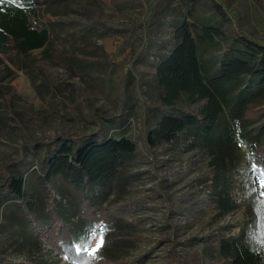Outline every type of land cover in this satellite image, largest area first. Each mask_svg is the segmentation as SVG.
Here are the masks:
<instances>
[{"label": "trees", "instance_id": "16d2710c", "mask_svg": "<svg viewBox=\"0 0 264 264\" xmlns=\"http://www.w3.org/2000/svg\"><path fill=\"white\" fill-rule=\"evenodd\" d=\"M108 1L132 5L140 17L117 28L103 22L96 7L81 2L71 10L84 15V21L48 13L41 17V0H0V65L4 58L48 49L58 39L111 40L114 56L123 57L119 90L113 93L122 99L117 116L96 112L90 116L97 125L94 132L54 133L50 140L30 141L27 148L36 160L23 155L0 167V264H39L33 256L44 240L74 259L71 264H148L152 249L132 259L122 255L133 243L130 228L142 221L138 213L157 204L165 208L171 228L176 215L185 222L209 212L224 218L245 205L235 193L243 182L236 177L247 171L257 192L248 198L238 235L199 238L203 246L190 254L179 246H192L193 240L165 238L170 244L157 264H264V194L256 179L260 175L264 181V37L245 29L251 10L232 9L237 0ZM130 73L140 91L148 87L158 102L145 106L138 137L112 136L127 118ZM183 97L191 104L205 103L193 112L178 106ZM183 148L208 156L194 186L178 195L161 179L153 196L118 200L134 177L133 163ZM14 235L27 246L28 257L15 256L8 246ZM101 235L104 244L93 256L89 249Z\"/></svg>", "mask_w": 264, "mask_h": 264}, {"label": "rangeland", "instance_id": "374dc122", "mask_svg": "<svg viewBox=\"0 0 264 264\" xmlns=\"http://www.w3.org/2000/svg\"><path fill=\"white\" fill-rule=\"evenodd\" d=\"M41 1L45 3L41 7V17L53 14L84 21V15L71 10V5L77 2L96 7L101 12L100 19L117 28L126 23L133 24L140 17L136 7L116 6L108 0ZM232 9H250V24L245 29L251 30L258 38L264 37V1L260 4L254 0H237ZM115 52L116 45L111 40L106 43L94 39L71 43L58 39L48 49L35 50L25 56L4 58L1 55L4 63L0 65V167H7L23 155L28 160H36V155L27 148L30 141L50 140L54 133L80 136L94 132L97 125L90 121V116L96 112L105 118L117 116L122 99L113 93L119 90V66L123 57L114 56ZM127 79V118L122 128L112 129L111 135L136 138L142 129L145 106L158 102V97L148 87L140 91L133 73ZM204 103L191 104L183 97L178 106L198 112ZM36 154L38 156L39 151ZM207 163V154L198 148L144 156L131 166L134 177L120 192L118 200L128 202L141 196H153L161 179L168 181V191L183 194L195 185ZM247 172L236 177L243 182L235 193L245 205L224 218H216L209 212L185 222L184 217L176 215L170 218L174 224L171 228L165 219V208L149 203L138 213L142 219L140 224L130 228L128 234L133 243L125 247L122 255L132 259L152 249L147 263L157 264L170 244L166 240L163 242L165 238L181 243L193 240L192 246H179L182 253L190 254L203 246L197 241L199 238L216 240L223 236H237L245 223L248 198L257 192L256 186L249 183ZM1 178L0 175V182ZM262 192L264 194V188ZM8 241L15 256L24 253L28 257L27 246L22 245L16 235ZM97 242L98 239L89 251ZM77 248L81 250L80 245ZM33 257L39 264H71L75 261L47 244L46 240L42 250Z\"/></svg>", "mask_w": 264, "mask_h": 264}, {"label": "snow or ice", "instance_id": "6c2138e0", "mask_svg": "<svg viewBox=\"0 0 264 264\" xmlns=\"http://www.w3.org/2000/svg\"><path fill=\"white\" fill-rule=\"evenodd\" d=\"M252 171L254 174L257 172V168L255 164H253L252 166ZM256 179L260 181V187L264 188V181L261 180V176L257 175ZM103 244H104V239H103V235H101L99 241L96 244V247L91 250V255L95 256L98 253L99 249L103 246Z\"/></svg>", "mask_w": 264, "mask_h": 264}]
</instances>
